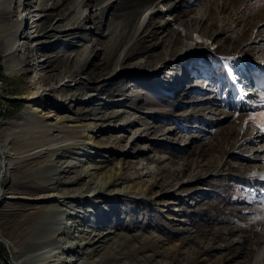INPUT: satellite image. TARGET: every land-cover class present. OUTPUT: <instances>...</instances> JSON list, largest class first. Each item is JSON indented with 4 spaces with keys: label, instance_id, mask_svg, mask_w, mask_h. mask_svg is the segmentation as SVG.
Listing matches in <instances>:
<instances>
[{
    "label": "rangeland",
    "instance_id": "1",
    "mask_svg": "<svg viewBox=\"0 0 264 264\" xmlns=\"http://www.w3.org/2000/svg\"><path fill=\"white\" fill-rule=\"evenodd\" d=\"M165 1L0 0L2 148L25 147L36 136L49 139V131L36 128L27 112V93L39 90L42 112L49 116L45 122L78 119L87 132H95L97 149L85 146L84 153L75 152V160L88 161L98 171L116 165L124 171L154 167V178L140 184L156 195L163 211L121 192L102 200L116 241L108 238L105 252L98 248L95 264L114 263L111 244L119 245V264H264V176L253 173L264 166V150H253L264 138L252 139L264 125V84L251 100L254 106L243 108L224 72V64L233 70L237 64L259 72L255 78L264 82V0H211L225 5L223 13L247 18L228 31L234 20L219 21L210 10L205 23L223 34L213 44L191 34L202 45L197 53L186 48L189 39L171 17L156 13ZM180 5L183 19L197 8L192 2ZM81 9L86 13L77 26L62 30ZM162 20L167 26L161 30ZM38 26L40 36L30 38L28 31ZM17 28L18 35H26L24 49L7 57L2 38ZM124 50L126 57L118 61ZM44 59L50 62L43 64ZM180 69L189 80L167 81ZM122 121L135 122L114 127ZM17 167L0 180V264H26L46 239L38 233V222L31 224L36 223L39 236L29 239L25 231V215L35 206L32 198L41 184L27 177L29 163ZM176 193L188 195L176 199Z\"/></svg>",
    "mask_w": 264,
    "mask_h": 264
},
{
    "label": "bare ground",
    "instance_id": "2",
    "mask_svg": "<svg viewBox=\"0 0 264 264\" xmlns=\"http://www.w3.org/2000/svg\"><path fill=\"white\" fill-rule=\"evenodd\" d=\"M182 2H192L197 5L193 15L186 19H183L181 15L177 13V8L181 6L180 4ZM212 3L211 0H166L162 4L164 8L158 9L156 13H163L171 17L173 24L180 28L186 39H189L186 48L190 49L191 52L197 53L198 51H195L196 48L198 45H202L193 41L191 34H195L196 38L210 41L212 44L220 41L223 34L222 28L219 27L213 30L205 23V18L210 10H214L216 19L218 18L219 21H222V19L226 17H230L234 20L232 24L228 25V31H231L233 28H240L247 18V16H238L230 12L223 13L222 7L225 6L223 3ZM148 12L141 19L137 27L136 34L138 36L144 33L146 18L149 14ZM85 13L86 9L79 10L78 15L69 19L62 30L69 31L73 29L77 26L76 24L80 17ZM166 23L167 22L162 20L157 28L162 30L167 26ZM50 29L56 30V27H51ZM18 30L19 28H17L13 36L2 38L4 54L7 57L12 56L13 53L18 50L22 52L24 49V37H26V35H18ZM38 31L39 26L35 30L30 29L27 35L29 34L30 38L38 37L40 36L38 35ZM43 36L46 38L56 37L54 34H46ZM125 57L126 50H124L123 53L121 52L118 61L123 60ZM236 58L238 57H235V59ZM235 59L233 58V61ZM41 60L42 59H39L38 62ZM48 62L50 61L44 59L43 64ZM255 69L257 70V65ZM233 71L231 67H228L231 81L236 83V87L237 84H240V89H238L239 94L241 93L247 105H254V103L251 102L253 99L250 94L251 88L239 83L242 77L238 75L235 77L234 75L236 73H233ZM255 76L256 74L252 80L259 86V91H261V86H263L264 82H259L258 79L256 80ZM175 79L174 82L176 84L179 79L176 77ZM35 85L38 86L39 83ZM257 86L255 87L254 94L258 91ZM26 99L30 100L27 106V112L36 119H34L37 124L36 128L48 130L50 133V137L48 138L51 140H47L43 136H39L38 138L36 136L35 138L32 137V140L26 141L27 144L25 147L6 151H4L0 142V180L3 175H7L8 178L9 172L17 166L18 169L22 164L29 163L31 168L27 170V177H31L35 182L41 184L39 187H35V197L32 198L35 202V206L25 215L26 218L24 221L27 224L25 231H27L28 236H30L29 239L32 238V236H39L35 230L36 223H34V225L31 224L33 221L40 224L38 227L42 226V229H40L41 231L39 230L40 232L38 231V233L43 237L45 236L46 239L42 240L40 246L35 247L37 248L34 250L36 254H34L31 259L29 258L30 261L26 262V264H95V257L100 250L98 248H104L105 252L107 248L102 244L108 241V238L112 240L116 239V232L106 225L108 216L106 214V208L100 204L102 200L110 196L111 193L121 192L122 195L126 197L145 200L158 211H163V209L157 205L158 200L157 197H155L156 195L154 197L153 195L150 196L147 192V190H149L147 185L140 184L141 181L147 180L145 178H154V174H156L154 167L142 166L140 170L124 171L120 165H116L115 167L98 171L94 168L95 166L88 161L75 160L73 158L76 156L75 152L82 153L85 146L97 149L98 145H96L94 138L96 134H94V131L92 132V128L87 132L88 127L82 125L78 119L68 120L69 123L65 121L64 123L45 122L44 118H48L49 116L47 113L42 112L44 110V100H42L39 90L28 92ZM254 100L255 99H253V101ZM38 113H40L39 116H37ZM132 122L135 121H122L120 125H115L114 127H123V125H129ZM259 127L264 129L263 124H260ZM134 135L138 136L137 133ZM261 136L264 138V131L260 134V130L256 129L254 137L252 138L254 140L253 142L259 141L262 138ZM253 150L263 151L264 142ZM101 151L102 150H97L96 153L100 156L103 153ZM255 171H253L254 175L260 174L264 176V166L259 167ZM60 173L64 175L61 181L57 179ZM13 177L14 175L12 178ZM200 191H198V193ZM204 192L205 191L202 190L200 193ZM187 195L188 194L183 195L176 193L175 198L184 199ZM174 210L175 209H171V212ZM170 214L172 213L166 216H170ZM124 240L125 243L127 238ZM118 246L115 247L111 244L110 247L112 249L110 255L114 263H118L122 260L121 255L118 257L116 256V253H118L116 251ZM17 263L20 264L19 262Z\"/></svg>",
    "mask_w": 264,
    "mask_h": 264
},
{
    "label": "snow or ice",
    "instance_id": "3",
    "mask_svg": "<svg viewBox=\"0 0 264 264\" xmlns=\"http://www.w3.org/2000/svg\"><path fill=\"white\" fill-rule=\"evenodd\" d=\"M262 99H264V97H262ZM262 131H264V129H261Z\"/></svg>",
    "mask_w": 264,
    "mask_h": 264
}]
</instances>
